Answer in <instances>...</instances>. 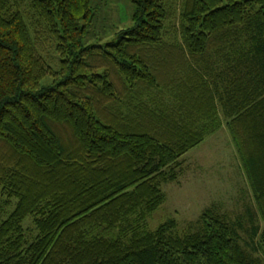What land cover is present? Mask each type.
Here are the masks:
<instances>
[{
  "label": "trees",
  "instance_id": "1",
  "mask_svg": "<svg viewBox=\"0 0 264 264\" xmlns=\"http://www.w3.org/2000/svg\"><path fill=\"white\" fill-rule=\"evenodd\" d=\"M131 2L87 44L92 0H0V264H264L251 207L149 228L224 119L264 220V0Z\"/></svg>",
  "mask_w": 264,
  "mask_h": 264
},
{
  "label": "rangeland",
  "instance_id": "2",
  "mask_svg": "<svg viewBox=\"0 0 264 264\" xmlns=\"http://www.w3.org/2000/svg\"><path fill=\"white\" fill-rule=\"evenodd\" d=\"M182 0H176L179 6ZM175 4V5H176ZM94 21L86 36V43H105L112 40L119 29L131 26L133 4L131 0H92ZM177 19V18H176ZM181 166L175 181H162L166 194L165 202L150 216L149 228L176 219L180 230L200 218L208 208H217L231 218H241L246 228L251 223L245 216L250 209L255 212L256 223L263 225L249 180L233 142L227 120L206 135L205 139L180 158ZM256 224V225H257ZM242 243L250 242L246 231H242ZM259 239H255L258 243ZM264 260L262 252L255 253Z\"/></svg>",
  "mask_w": 264,
  "mask_h": 264
}]
</instances>
